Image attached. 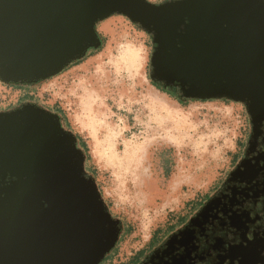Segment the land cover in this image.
Wrapping results in <instances>:
<instances>
[{
	"label": "water",
	"instance_id": "obj_1",
	"mask_svg": "<svg viewBox=\"0 0 264 264\" xmlns=\"http://www.w3.org/2000/svg\"><path fill=\"white\" fill-rule=\"evenodd\" d=\"M113 16L150 37L152 83L183 102L240 103L264 122V0H0V83L57 76L102 47L97 25ZM86 157L60 114L29 102L0 111V264H101L111 254L124 225Z\"/></svg>",
	"mask_w": 264,
	"mask_h": 264
},
{
	"label": "rangeland",
	"instance_id": "obj_2",
	"mask_svg": "<svg viewBox=\"0 0 264 264\" xmlns=\"http://www.w3.org/2000/svg\"><path fill=\"white\" fill-rule=\"evenodd\" d=\"M97 31L102 47L57 76L21 88L0 83V111L15 107L25 91L81 137L110 212L132 230L103 260L123 264L145 249L156 231L161 239L166 236L214 190L235 155L246 111L228 100L180 105L151 85L152 44L146 33L122 16L99 23ZM127 50L138 57L123 61ZM128 148L138 152L126 166Z\"/></svg>",
	"mask_w": 264,
	"mask_h": 264
},
{
	"label": "flooded vegetation",
	"instance_id": "obj_3",
	"mask_svg": "<svg viewBox=\"0 0 264 264\" xmlns=\"http://www.w3.org/2000/svg\"><path fill=\"white\" fill-rule=\"evenodd\" d=\"M23 100L37 104L22 96L17 105ZM245 113L235 155L214 190L159 242L123 264H264V122L254 125Z\"/></svg>",
	"mask_w": 264,
	"mask_h": 264
},
{
	"label": "trees",
	"instance_id": "obj_4",
	"mask_svg": "<svg viewBox=\"0 0 264 264\" xmlns=\"http://www.w3.org/2000/svg\"><path fill=\"white\" fill-rule=\"evenodd\" d=\"M78 63H80V61L77 62V63H75V64H78ZM151 85H152L155 89H157L158 91H160L161 93H165L166 95H168L169 97H171L172 99H174L175 101H177L180 105H183V101H181V100L177 97V95L175 94V91H174V90H173V91H167V90H164L163 88H161L159 85H157V84H155V83H151ZM16 88H21V87H17V86H16ZM24 95H25V96L27 95L25 91H24ZM76 136H77V138H78V140H79V142H80L82 148H83L84 151L87 153V151H88V150H87V147H86V145L84 144V142L82 141L81 137H80L78 134H76ZM86 156H87V157H86V162H85V169H86V171H87L88 173H90V174H92V175L95 176L94 171L91 170V168L87 165V162H89L90 157H89V155H86ZM100 192H101V191H100ZM200 202H201V201H199V203L193 205V207H198V205L200 204ZM107 205H108V207H109V204H108V203H107ZM196 205H197V206H196ZM183 220H184L183 218L180 219L178 224H180ZM173 228H175L174 225L171 226V227H169L166 231H169V232H170ZM166 231L163 232L162 235L165 234ZM131 232H132V230H131L130 226H127V225L124 224V234H123V237L126 236V235H128V234H130ZM122 239H123V238H122ZM122 239L120 238L119 243L122 241ZM156 239H159L158 242L161 240L160 234H157V231H156V233L154 234V236L151 237V239H150V241H149V243H148V246H147L145 249H142L140 252H138L137 255H143V253H144L146 250H148L151 246H153L154 244L157 243ZM116 247H117V246H116ZM116 250H117V248H116ZM116 250H115V252H116ZM111 258H112V257H111ZM101 264H103V261L101 262Z\"/></svg>",
	"mask_w": 264,
	"mask_h": 264
},
{
	"label": "bare ground",
	"instance_id": "obj_5",
	"mask_svg": "<svg viewBox=\"0 0 264 264\" xmlns=\"http://www.w3.org/2000/svg\"><path fill=\"white\" fill-rule=\"evenodd\" d=\"M137 57H138V55L136 54L135 51H133V50H127L126 52L123 53V55H122L121 58H122L123 61L126 62L127 60L136 59ZM163 112L166 113L167 115L173 117V115H171L170 113L165 112V111H163ZM161 115H163V114H161ZM166 119H168V117ZM174 128L176 130H178V131H180V129L183 128L182 126H180L179 121H177L176 119H175V122H174ZM168 130H170V129H168ZM137 152L138 151L135 148H128L127 150H125L124 151V155H123V162H125V163H123V164H125L126 166L130 165V162L136 158Z\"/></svg>",
	"mask_w": 264,
	"mask_h": 264
}]
</instances>
